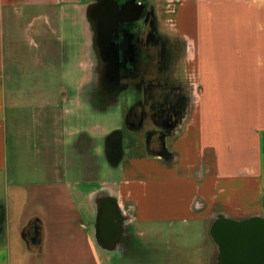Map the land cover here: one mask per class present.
<instances>
[{"label":"crops","instance_id":"0c3cea01","mask_svg":"<svg viewBox=\"0 0 264 264\" xmlns=\"http://www.w3.org/2000/svg\"><path fill=\"white\" fill-rule=\"evenodd\" d=\"M95 1L0 0V264H143L120 256L119 241L99 244L96 207L109 196L123 226L140 235L142 224L163 222H203L210 235L219 215L264 214L242 210L259 196L264 205V0L145 1L156 18L166 11L183 44L185 78L173 80L187 88V108L158 149H130L116 132L117 163L107 146L113 131L103 147L89 124L99 108L95 83L72 77L66 50L76 33L68 24L80 37L96 33L86 15ZM102 151L121 169L105 188L96 185ZM25 152L44 169L27 171Z\"/></svg>","mask_w":264,"mask_h":264},{"label":"flooded vegetation","instance_id":"af4514ba","mask_svg":"<svg viewBox=\"0 0 264 264\" xmlns=\"http://www.w3.org/2000/svg\"><path fill=\"white\" fill-rule=\"evenodd\" d=\"M115 2L116 11L110 6L112 0L105 1V10L112 14L115 12L118 18L115 27L111 21L106 27L108 33L105 49L100 40L101 33L96 32L94 46L96 51L93 49L95 59L93 92L98 93V98H101L100 102L98 99V104L101 106L110 103L116 92L129 93L131 98L135 96L133 102L124 96L127 103L126 127L131 125L140 129L146 121L151 120L155 127L149 128L145 133L146 143L151 150L158 149L163 144L165 133L181 118L186 97L176 94L177 84L167 74L172 57L167 40L163 39L157 28L154 8L143 0H115ZM95 19L93 18V24L97 27L100 23ZM115 62L118 67L117 73L112 71ZM99 70L102 73L100 78ZM99 87L106 89L100 90ZM133 94L135 95L132 96ZM122 130V139L127 143L129 140L126 136L127 129ZM108 141L107 146L113 154L118 150L119 134H114Z\"/></svg>","mask_w":264,"mask_h":264},{"label":"rangeland","instance_id":"374dc122","mask_svg":"<svg viewBox=\"0 0 264 264\" xmlns=\"http://www.w3.org/2000/svg\"><path fill=\"white\" fill-rule=\"evenodd\" d=\"M147 1L148 3H151L152 0H143ZM163 10H166L163 8ZM160 11V9H159ZM89 9H86V15L88 21H92L91 17L89 15ZM166 11L161 12L160 18L157 19V28H159L161 32V36L163 39L167 40V45L169 46V51L171 52V62L170 65H168L169 71L167 74L169 75L170 79L173 80L174 78H185L184 73V56H182L183 48H182V42L180 39L173 33L170 21L165 17ZM159 19V20H158ZM93 24V22H92ZM94 26V25H93ZM81 27L76 26L75 28L72 26H69V24L66 26V29L68 30H74L76 33L74 36V43L70 44V46L66 43V50H67V57L71 59L72 67H76V70L74 69V75H72L73 78L77 79L79 76L82 79H93L95 78V72H94V54L93 49L95 50V41H96V33L93 34V36H79L78 30ZM86 33V31H85ZM80 46V55L78 56L77 50ZM76 49V50H75ZM69 50H75L76 56L73 55L74 52H69ZM99 57L100 54L98 53ZM78 59L81 61V69L77 68L78 66ZM99 59V58H98ZM75 61V63H74ZM75 64V66H74ZM99 78L102 77V73L99 70L98 71ZM166 74V73H165ZM71 78V77H69ZM174 81V80H173ZM184 80H182L183 83ZM181 82V81H179ZM69 83H72L70 81H67V85L70 87ZM72 89H75L73 86H71ZM101 89H106L105 87H99ZM175 89L178 90L176 94H182L185 96L186 89L184 86L180 87L178 84L176 85ZM201 87H193V91H197L198 94L201 93ZM72 91V90H71ZM117 91V90H115ZM196 92H194L195 94ZM129 94V93H128ZM126 92H121L113 94L112 102H110L108 105H104L103 108L99 104L98 111H96L97 116H93L90 120L89 124H93V122L97 123V133H98V141L99 144H105V140L107 136L103 135L106 132H111L117 129V131H123L122 129L126 128L127 133L126 136L129 137V140L126 142L123 141V143L129 148H132V145H137L139 143L140 145L147 144V137L146 132L149 128H154V124L151 120L146 121L144 125L140 129L135 128L131 125H127L126 127V108L127 103H125L124 96L133 102L135 98V94H133L131 98V95H128ZM101 101V98L99 97V102ZM187 108V104L185 105ZM184 107L183 111L186 109ZM181 117V116H180ZM183 122V117H181L178 121V123ZM102 133V134H101ZM109 142V141H108ZM121 143V142H120ZM122 144V143H121ZM128 151V149H127ZM131 155H138L139 151H132L130 150ZM128 153V152H127ZM147 153V151H146ZM128 155V154H127ZM24 159L21 160L24 164V167L27 169V171L32 170L35 168V170H41L44 169V167H37L38 163H40L38 157L36 155L33 156L30 152H25L23 154ZM109 161L106 160V153L102 151V154L99 158V172H98V182L96 183L97 186H103L105 188L104 184L107 183H115L121 174V169L116 167H112ZM153 164L157 165L160 164L158 161H154ZM162 165L165 172L171 174V172L176 171V174L178 175V167L176 166V163H173L171 165ZM36 166V167H35ZM228 171L235 172L236 167L228 166ZM208 169V171H210ZM182 174L184 175L186 173V170L182 169ZM217 171V170H216ZM85 202V199H84ZM251 205H249L247 208H244L242 210H256V211H264V205L260 202V196L258 199L253 200L250 202ZM82 210H88L87 206L82 205ZM90 210V209H89ZM241 210V209H237ZM238 213V212H237ZM259 212H255L254 214H257ZM238 217L236 219H243L250 217L244 216L242 217L241 213L237 214ZM240 215V216H239ZM220 216V215H219ZM253 216V214H252ZM264 217V214L261 215ZM218 217V216H217ZM216 217V218H217ZM215 218V219H216ZM234 218V217H233ZM235 219V218H234ZM90 222V219H89ZM161 224V225H160ZM140 226V225H139ZM124 233L122 238H126L125 246H122V241H120L119 244V250L118 253L121 256L122 255H130L133 258L136 259H142L141 262L143 264H218L219 262V249L215 241L210 238L209 235V228L207 224L205 223H183L175 222L174 224H169L168 222L163 223H152L147 224L144 223L140 227V230L143 231L144 235L137 234V232L132 229H128V226L124 227ZM126 232V233H125ZM135 232V233H134ZM125 234V235H124ZM135 237H134V236ZM137 236V237H136ZM141 242V243H139ZM142 245H145L142 247ZM131 253H130V252ZM212 252L211 260L210 262H207V255ZM117 253V254H118ZM131 257L129 259H131ZM194 260H199L198 263H193ZM196 262V261H195Z\"/></svg>","mask_w":264,"mask_h":264},{"label":"water","instance_id":"95a60500","mask_svg":"<svg viewBox=\"0 0 264 264\" xmlns=\"http://www.w3.org/2000/svg\"><path fill=\"white\" fill-rule=\"evenodd\" d=\"M105 1L96 0L88 7L92 22L93 18H96L100 23V25L98 23L100 27L94 28L95 32L101 33L100 40L103 42V49H105L107 41L106 27L108 23L113 22L115 27L118 21L115 12L112 14L105 10ZM110 6L116 11L115 0H112ZM112 71L118 72L116 62ZM116 132L118 131H113L114 134ZM120 142L121 138L119 137L118 150H115V160H113L116 163L120 159L117 158L118 153L119 156L121 155ZM104 201L106 202L104 203ZM96 210L98 242L102 247L111 249L117 241L123 240L120 235L124 230V216L121 214L117 200L110 196L101 200ZM210 235L219 249L218 264H264V217L254 215L243 219H234L220 215L211 224Z\"/></svg>","mask_w":264,"mask_h":264}]
</instances>
